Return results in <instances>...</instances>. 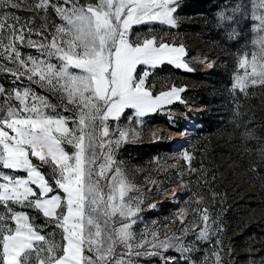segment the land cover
<instances>
[{"label":"snow or ice","instance_id":"1","mask_svg":"<svg viewBox=\"0 0 264 264\" xmlns=\"http://www.w3.org/2000/svg\"><path fill=\"white\" fill-rule=\"evenodd\" d=\"M4 6L20 5L0 0ZM34 7L45 16L51 8L62 23L47 32L29 27L30 21L19 24V17L7 11L0 13V74L23 85H0L5 98L0 103V167L25 174L0 171V191L7 189L11 196L0 199L5 210L0 213V264H139L142 257L170 264L175 257L164 255L169 249L190 260L186 254L195 248L180 237L161 239L153 230L150 239L143 234L137 239L134 225L142 196L133 195L136 189L115 158L122 143L143 135L146 117L164 115L169 127H175L170 106L186 103L181 95L186 89L171 87L154 95L149 83L153 70L165 64L192 72L185 47L165 42L163 36L130 39L133 26L158 23L175 29L179 0H36ZM256 31L260 34L253 43L259 51L250 61L242 56L244 74L236 75L233 84L241 92L250 84H264V20ZM16 42L39 55L23 54ZM32 85L55 93L59 103H51ZM127 110L131 113L125 116ZM183 159L190 168L187 151ZM162 183L152 181L159 195L173 191H160ZM11 205L34 208L46 223L35 224V217ZM148 207L156 209L154 203ZM186 215L181 213V222ZM199 215L193 223L200 227L196 240L211 243L214 230L207 209ZM48 223L61 230L66 242L60 255L53 254L56 242L50 234L41 232ZM212 255V264H221L218 252Z\"/></svg>","mask_w":264,"mask_h":264},{"label":"rangeland","instance_id":"2","mask_svg":"<svg viewBox=\"0 0 264 264\" xmlns=\"http://www.w3.org/2000/svg\"><path fill=\"white\" fill-rule=\"evenodd\" d=\"M17 2L20 5L18 8L0 7V13L7 11L19 17V24L24 25L30 21L29 27L43 28L47 32L54 30L53 24L62 23L51 8L48 9L47 16L36 9L34 7L36 0H17ZM80 2L84 3L85 0H80ZM207 9L210 11L208 14L194 16L188 13V0H179V7L175 14L177 17L175 29L158 23L132 27L130 39H135L138 35L156 36L157 39L163 36L165 42L176 46L183 45L187 52L185 60L193 69L188 73L200 74L203 80L195 81L192 77L185 75L187 71L175 69L174 66L166 64L153 70L149 77V83L154 85V95L160 91L170 90L171 87L186 89L181 94L186 103L177 102L170 106L177 124L175 127H169L166 117L160 114L146 117V123L141 126L143 135L139 138L130 137L129 142L122 143L116 150L115 158L120 162L127 183L136 189L133 195L138 193L142 196V211L137 224L134 225L137 239L140 234L150 239V233L155 230L161 239L173 236L181 237L184 243L195 248V251L198 249L196 244H201L202 248L197 264H212L215 259L212 255L213 252H218L221 264H264V202L258 204L257 207L250 206L251 202L256 201L254 192H258L260 188L255 186L239 164L238 157L243 151L240 140L243 136L240 132L228 130L230 120L222 112V92L228 90V83L226 79L222 80L220 84L224 87L221 88L220 85L214 83L216 78L212 74V71L221 64L220 58H223L224 63L228 66L227 71L232 73L234 79L236 75L244 74V69L239 68L240 59L246 54L250 61L252 54L259 51V46L253 41L260 34L256 29L261 20H264V0H214L208 4ZM11 21L12 16L10 15L7 22ZM32 38L42 39L35 35ZM16 46L23 54L39 55L34 48L23 47L19 42H16ZM143 67L140 66L138 72ZM12 79L8 74H0V85L6 89L23 86L13 85ZM24 83L26 84L27 81ZM259 85L262 84H250L248 87ZM32 87L40 95L48 97L51 103H59L55 93L41 89L37 85H32ZM197 88L202 89L203 95L212 93V100H210L212 106L209 110L218 113L217 116H212L214 127L207 139L208 146L204 149L195 140V132L198 127L195 118H199L196 113L203 107L196 106L189 101L192 99L189 92ZM202 94L197 96L204 98ZM4 99V97H0V103ZM176 104H180V106H175ZM57 111L63 112V109L58 108ZM130 113L131 110H127L125 116ZM63 114L71 115L68 112H63ZM123 122L122 118L121 123ZM202 135L205 136V133ZM159 141L169 142L171 150H146L145 153H138L129 148V145ZM187 144H191V146H186ZM66 148L69 152L72 151L70 146H66ZM184 151H187L192 157L191 170L189 163L183 159ZM208 152H212L214 156L212 159L206 157L208 162L206 164L205 156H200V154ZM33 162L39 163L35 159ZM213 165L216 166L215 171L219 174L220 184L212 185L213 181L209 180L207 176L208 172L213 169ZM0 171L17 176L25 175L22 172L13 173L12 170H5L2 167H0ZM42 171L49 173L47 167L42 168ZM48 178L51 182L50 175ZM152 181L163 182L160 185V191L168 188L173 191L161 196L158 194L156 186L152 185ZM0 199H11L7 189L0 191ZM169 201H172L173 206H160L161 203ZM153 203L156 205V209L148 207ZM11 206L17 211H25L35 217L37 225L46 223V218L34 208ZM203 209H207L210 216L208 223L214 230L211 243L196 240V234L189 239L182 238L189 230L195 231V233L200 230V227H193V223L194 221L199 222V210ZM4 211L3 206L0 205V213ZM152 212L161 214L154 216L151 214ZM181 213L187 214L184 216L183 222L180 218ZM227 214L230 217L234 216L236 221L230 224L233 226L230 230L231 234L229 233L224 238V233L230 226L225 220ZM235 225H238L239 228L234 227ZM185 227L188 228V231L182 233L180 230ZM41 232L50 234V238L56 242L53 254L60 255L62 247L66 244L62 239L61 230L57 229L54 223H48L41 229ZM213 238L215 239L213 240ZM223 239L229 241L228 245L223 244ZM140 250L143 251V249ZM168 252L176 251L169 249L164 253L165 256L171 257ZM147 259H157L158 262H153V264H162L158 257L139 258V264H147ZM170 264H176V259Z\"/></svg>","mask_w":264,"mask_h":264},{"label":"trees","instance_id":"3","mask_svg":"<svg viewBox=\"0 0 264 264\" xmlns=\"http://www.w3.org/2000/svg\"><path fill=\"white\" fill-rule=\"evenodd\" d=\"M214 0H188L189 11L188 13L194 16L199 14L206 15L210 11L207 9L208 4ZM213 8V7H211ZM221 64L216 68V70L212 71V74L215 75L214 83L220 85L221 88L224 85L220 84L222 80L226 79L229 87L227 91L222 92V112L225 113L226 117L230 120L229 123V131H236L242 134V140H240V146L243 147V151L240 153L238 157L239 164L244 168L247 176L253 181L255 186H259V191L254 192V196L256 197V201L250 203V206L257 207L258 204L264 202V84L259 86H250L247 87L245 92H241L238 89L233 88L234 78L232 73H229L228 66L224 63L223 58H220ZM228 72V75H226ZM185 75H188L193 78L195 81L203 80L202 75L195 73L185 72ZM202 89L197 88L189 93L192 95V99H189L190 102L194 103L196 106L203 107L201 111L197 112V116L199 118H195V122L198 127L195 132V140L196 143L202 145L204 149L208 146L207 139L209 138L210 132L213 130L214 122L212 121V116H217V111L209 110L211 108L210 100H212V93H207L203 95L201 92ZM199 94H202L204 98H200ZM175 106H180V104H176ZM158 114H156L157 116ZM155 116V117H156ZM200 125V126H199ZM205 133V136L202 135ZM186 146H191L186 145ZM130 149L135 150L136 152H144L146 150L150 151H170L171 145L170 143L163 142H153V143H141L136 145H129ZM200 156H205L204 160L206 164H208L206 157L208 159H212L214 156L212 152L200 154ZM136 162V161H135ZM213 169L208 172L209 180H212V185L219 183L220 177L219 174L216 173V166L213 165ZM217 174V176H216ZM221 187V186H220ZM162 207H171L172 203L163 202L161 203ZM154 216H158L161 213L152 212ZM227 224L234 223L236 218L230 217L228 214L226 215ZM241 221V219H240ZM238 224V223H237ZM234 227L239 228L238 225ZM241 227V223H240ZM233 226L230 225L228 230L224 233V238L231 234ZM198 229V228H196ZM195 231L189 230L187 234L183 235L182 238L189 239L195 235ZM254 234V233H252ZM240 236V235H239ZM237 236L238 238H240ZM181 238V237H180ZM215 238H213L214 240ZM223 244L228 245L226 239H223ZM197 249L195 252L189 253L190 260L184 259L181 253L178 252H168L171 257H175L176 264H197L199 261V253H201L200 249L202 248L201 244H196ZM157 259H147V264H153V262ZM161 264V263H159ZM200 264V263H199Z\"/></svg>","mask_w":264,"mask_h":264}]
</instances>
